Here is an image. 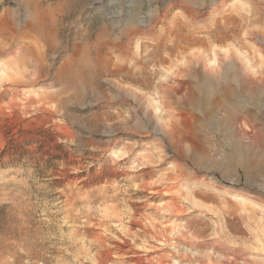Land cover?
I'll list each match as a JSON object with an SVG mask.
<instances>
[{
    "label": "rangeland",
    "instance_id": "374dc122",
    "mask_svg": "<svg viewBox=\"0 0 264 264\" xmlns=\"http://www.w3.org/2000/svg\"><path fill=\"white\" fill-rule=\"evenodd\" d=\"M258 31L264 0H0V264H264Z\"/></svg>",
    "mask_w": 264,
    "mask_h": 264
},
{
    "label": "bare ground",
    "instance_id": "6f19581e",
    "mask_svg": "<svg viewBox=\"0 0 264 264\" xmlns=\"http://www.w3.org/2000/svg\"><path fill=\"white\" fill-rule=\"evenodd\" d=\"M225 7V6H224ZM215 14V13H214ZM162 16V15H161ZM193 16V15H192ZM218 18V17H217ZM157 23V22H156ZM223 23V22H222ZM193 24V23H192ZM155 27V26H154ZM163 31V30H162ZM257 32V31H256ZM259 32V31H258ZM253 33V32H252ZM185 34V33H184ZM219 36V35H218ZM253 38L258 42L260 43L259 45H264V34L261 35L260 32L259 33H253L252 34ZM171 39V38H170ZM226 42V41H225ZM242 47V46H241ZM227 48V47H226ZM131 50V49H130ZM132 51V50H131ZM260 52L262 53L263 55V58H264V48H260ZM211 53V51H210ZM213 53V52H212ZM214 54V53H213ZM228 54V53H227ZM230 56V55H229ZM232 56V55H231ZM211 57V56H210ZM221 58V57H220ZM236 58V57H235ZM246 58V57H245ZM192 60V59H191ZM190 60V61H191ZM221 60V59H220ZM198 61V60H197ZM211 61V60H210ZM201 62V61H199ZM199 64V63H198ZM219 64H221V67L227 69V73L225 74L224 77H218V78H215L212 86L215 87V88H219L220 86V81H224L225 83L229 82V76H230V73L232 70H235V68L237 67V62L236 60L234 59V55L233 57H230L226 60H221L219 62ZM162 67V66H160ZM214 71V70H213ZM219 72V71H218ZM229 72V73H228ZM240 72V71H239ZM253 76H254V79L251 77L250 73H249V70L244 67L241 72H240V77L241 79L243 78V80L248 83V85H251L253 87H256L258 89L259 92H264V68L263 69H256V71L254 70L253 71ZM190 76V75H189ZM220 76V75H219ZM223 76V75H222ZM239 77V78H240ZM226 78V79H224ZM235 78V76H234ZM236 79V78H235ZM233 79V80H235ZM238 80V79H237ZM233 82V81H232ZM236 82V81H235ZM240 82V81H239ZM237 83V82H236ZM235 83V85H236ZM215 84V85H214ZM244 84V83H243ZM231 85V84H230ZM239 85V84H238ZM226 90V89H225ZM228 90V89H227ZM226 90V91H227ZM241 90L243 93H245L247 90L245 89L244 85L241 87ZM214 91V90H213ZM235 91V90H234ZM234 93V92H233ZM242 94V93H241ZM240 95V94H239ZM241 96V95H240ZM262 96V94L260 95ZM256 97V96H255ZM249 99V97H248ZM246 100V99H245ZM253 100V99H251ZM250 101V100H249ZM138 102V101H137ZM247 102V101H245ZM257 103V102H256ZM248 104V103H247ZM222 106V104L220 105V103L218 104V102H211L209 104V108L210 110L213 112L215 110V107L217 108V106ZM252 105H255L254 103ZM263 105V103H262ZM218 106V107H219ZM245 106L246 105H235L233 103V101H229V99H226L225 100V103L223 104V108H227V111H225L227 114L225 116V122H226V133L227 135L229 136V138L233 141L234 143V147L238 150L240 149H243V137L245 139H250L251 138V135L254 134V128L251 126V123L249 122L251 120V116L252 114L250 115V113L248 111H246L245 109ZM208 107V106H207ZM249 107V106H247ZM256 108V107H255ZM258 108V106H257ZM263 108V106H262ZM104 110V109H103ZM254 113V112H253ZM104 115V114H103ZM257 117V116H256ZM105 119V118H104ZM257 120V119H256ZM100 121V120H99ZM223 121V122H224ZM258 121V120H257ZM253 123V122H252ZM257 130V129H256ZM257 135L259 137L262 136V138L264 139V133L258 131L257 132ZM247 140V141H248ZM261 140V139H260ZM262 141V140H261ZM250 142V141H249ZM259 143V142H258ZM263 143V141L261 142V144ZM247 150H249L248 148H246ZM233 152V151H232ZM235 154V153H234ZM217 157V156H216ZM237 158L236 157V154L233 155V156H227L225 158V160L222 162L221 164V168L223 171H226V172H229L230 169H233V172H232V175H235L234 177H237L239 176L238 173H235L238 172V168L237 166H241L243 168L246 167V162H244L243 160H238V159H235ZM129 159V158H128ZM218 167V166H217ZM221 170V169H219ZM230 173V172H229ZM223 174V173H222ZM231 174V173H230ZM227 175V173H226ZM225 177V176H224ZM227 183V182H226ZM229 187V186H228ZM144 188V187H143ZM146 188V187H145ZM222 194V193H221ZM232 194V193H231ZM235 196V195H233ZM237 197V195H236ZM231 202V201H230ZM260 203V202H259ZM263 203V202H262ZM224 237V236H223ZM121 243V242H120ZM125 244V243H124ZM123 252V251H122ZM224 256V255H223Z\"/></svg>",
    "mask_w": 264,
    "mask_h": 264
}]
</instances>
